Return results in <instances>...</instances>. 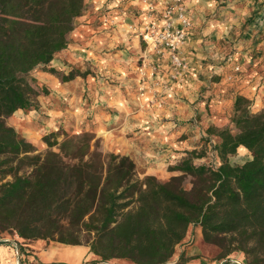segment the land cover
Returning a JSON list of instances; mask_svg holds the SVG:
<instances>
[{"label":"trees","instance_id":"trees-1","mask_svg":"<svg viewBox=\"0 0 264 264\" xmlns=\"http://www.w3.org/2000/svg\"><path fill=\"white\" fill-rule=\"evenodd\" d=\"M83 9L84 0H0V237L86 244L105 261L174 264L189 226H199L222 256L241 251L247 264H264V110L251 112L244 96L235 98L229 126L207 128L218 138V164H196L188 151L166 181L140 178L128 156L103 153L91 132L45 135L41 153L6 123L34 106L31 71L55 72L47 65ZM241 147L251 158L232 165ZM176 261H185L182 253Z\"/></svg>","mask_w":264,"mask_h":264},{"label":"crops","instance_id":"crops-1","mask_svg":"<svg viewBox=\"0 0 264 264\" xmlns=\"http://www.w3.org/2000/svg\"><path fill=\"white\" fill-rule=\"evenodd\" d=\"M184 2L193 26L184 48L187 70L183 79L169 80L163 72L166 65L158 62L153 46L140 37L147 18L138 0H84L83 12L74 19L65 48L47 65L55 72L37 67L30 73L39 90L34 106L16 110L8 116L7 124L36 149L47 148L45 135L52 134L59 141L65 133L91 132L102 151L128 156L139 175L165 180L176 174L169 165L203 146L205 140L218 141L215 135L208 136L207 128L230 125L238 95L249 99L251 112L264 110V0H233L208 19L213 2ZM211 39L238 43L227 48L230 52L224 61H216L213 58L222 57L225 48L207 42ZM249 39L251 44H246ZM141 60L147 64L153 60L156 71L151 75L147 70V80L160 81L157 96L161 102L138 92ZM201 236L199 226H189L170 262L182 253L190 264H217L222 258L201 255L196 244ZM10 239L23 244L16 236L0 243V264L17 257H24L25 264L33 263L31 260L52 263L56 245L61 244L46 245L38 239L18 251ZM75 246L82 250L73 264L81 263L85 255L97 259L87 246ZM231 256L245 260L240 253ZM108 262L134 264L124 259Z\"/></svg>","mask_w":264,"mask_h":264},{"label":"built area","instance_id":"built-area-1","mask_svg":"<svg viewBox=\"0 0 264 264\" xmlns=\"http://www.w3.org/2000/svg\"><path fill=\"white\" fill-rule=\"evenodd\" d=\"M144 5L147 21L139 30V35L144 42L153 46L158 54H167L170 66L173 69L171 75L176 78L185 68V62L180 55V50L187 38L191 21L187 15L184 0H138ZM152 68V67H151ZM155 68V67H153ZM152 68V69H153ZM238 70V67L235 68ZM153 70H151L152 75ZM139 90L140 95L150 91L152 99H158L157 92H153L151 87L158 85V82H148L146 62L139 67ZM159 102L162 101L158 99ZM16 249V246L14 245ZM174 264H190L187 261H173ZM5 264H25L24 257H17L9 260ZM37 264V263H31ZM54 264V263H51ZM97 264H110L108 261L100 260ZM217 264H247L246 261L227 255Z\"/></svg>","mask_w":264,"mask_h":264},{"label":"rangeland","instance_id":"rangeland-1","mask_svg":"<svg viewBox=\"0 0 264 264\" xmlns=\"http://www.w3.org/2000/svg\"><path fill=\"white\" fill-rule=\"evenodd\" d=\"M208 1V0H206ZM211 2H213V5H212V9L213 11H209L208 14L206 16V19H208L209 17H216L217 15H219L223 10H225V8L227 7V3H230L232 2L233 0H209ZM238 3V2H237ZM250 7V6H249ZM251 11V10H250ZM191 21V20H190ZM206 21V20H205ZM205 21L201 23V26L200 27H203V24H205ZM193 26V22L191 21V26L190 28ZM189 28V29H190ZM188 34H187V38L180 50V55L182 56L184 62H185V68L181 71V74L178 75L176 78H173L172 75H171V72L173 71V69L171 68L170 66V62H169V58L167 57V54H158L156 53V55L158 56V62H163L166 67L164 68L163 72L165 71L167 73V77L169 80L171 81H177V80H180V79H183L184 75H185V72L187 70V63H186V59H185V53H184V48L186 47V44L188 42ZM240 39V38H239ZM241 41V39L239 40ZM250 39L248 41H246V44H249L250 43ZM205 42V40L203 39L202 42H200L201 44H203ZM207 42H210L211 44H218L220 45L221 48H225V51L223 52V56L222 57H218L217 59L213 58L214 60H220V61H224L226 56L229 54L228 52H230V50H227V48H230L231 46H233L234 44L238 43L237 40H233L231 42L229 41H226V40H222L220 39L218 41V43L216 42L215 39H211V40H208ZM207 44V43H206ZM245 44V45H246ZM251 44V43H250ZM227 50V51H226ZM227 52V53H226ZM144 63V61H140V64L138 66V72H139V67ZM155 67L154 63H153V60L152 62H146V70H153L154 73L156 71L155 68H152ZM238 67L237 65L234 67V71H239V67H238V70H236L235 68ZM149 70V71H150ZM153 73V72H152ZM148 74V72H147ZM148 77H150L148 75ZM139 78H140V73H139ZM151 83H154V81L158 82L159 84V80L156 79V78H149L148 82ZM157 87L158 85H154L153 87H151L152 91L153 92H157ZM204 90V89H203ZM138 92L140 94V90H139V87H138ZM146 94V93H145ZM144 94V95H145ZM147 94H150V91L147 92ZM158 97V96H157ZM7 118H5V121L6 123L7 122ZM76 134V133H74ZM208 134V133H207ZM213 134H208V136H212ZM95 136V135H94ZM206 137V135H205ZM94 139H98L97 137H95ZM61 140V139H60ZM59 140V141H60ZM98 143H99V147H100V141L98 139ZM213 145L214 143L211 141V140H205L204 141V144L203 146L197 148V149H194L193 151L195 152V154L199 157H196L194 158V162L196 164H200V163H205V164H211L213 166L217 165L218 164V160L215 156V153L213 151ZM47 150V148H43V149H37V152H45ZM240 149H238L236 151L235 154L231 155L229 157V162L232 164V165H239V164H242L243 162H245L246 160L250 159L251 158V154L250 152H248L246 149H244V151H239ZM102 151V150H101ZM103 153H109V152H105V151H102ZM114 153V152H113ZM174 165V164H173ZM173 165H169L168 166V169L170 170V168L173 166ZM176 172V171H175ZM176 174H178L176 172ZM175 175V174H174ZM138 176L141 178L143 175H139ZM172 176V175H171ZM9 178V177H8ZM169 177L165 180H161V181H166L168 180ZM191 178L190 177H186L185 180H184V187L186 189H189L190 186H191ZM15 235L14 234H10V233H3L1 234V237H0V240H5L7 238H13ZM11 241L13 239H10ZM33 240H30V241H23L22 243L23 244H26V243H32L33 245L38 242L39 240H35L34 242H32ZM188 241V240H187ZM13 242V245L16 246V242L15 241H12ZM51 242H55V241H46L45 240V244L48 245L50 244ZM22 247H23V244L19 243ZM197 246L199 247L200 251H201V255L203 257H206L208 259H220V258H225L224 256H222V249L217 246V245H214V244H211V243H206L202 240V236H201V239L198 241V243H196ZM83 246H87L86 244H81ZM25 246V245H24ZM56 250H55V254H54V257L56 259L55 262H52V263H57V264H73L74 260H76V255H78L80 252H81V247L80 246H75V245H66V244H57L56 245ZM88 247V246H87ZM17 248V246H16ZM89 248V247H88ZM90 252V251H89ZM236 253H240V254H243L241 251H233L231 253H229V255L231 254H236ZM88 256V255H87ZM86 255L84 256V259L82 260L81 263H78V264H97L98 261H100L97 257V259H90L88 258ZM244 256V254H243ZM245 258V257H244ZM185 260V259H184ZM109 261V260H108ZM186 261V260H185ZM31 262H35L34 260H31ZM5 264V263H4Z\"/></svg>","mask_w":264,"mask_h":264}]
</instances>
